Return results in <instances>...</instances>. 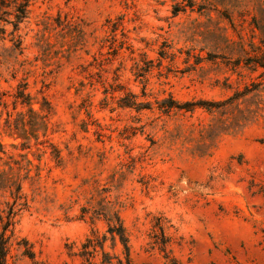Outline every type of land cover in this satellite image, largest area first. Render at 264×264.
Here are the masks:
<instances>
[{
    "label": "rangeland",
    "instance_id": "rangeland-1",
    "mask_svg": "<svg viewBox=\"0 0 264 264\" xmlns=\"http://www.w3.org/2000/svg\"><path fill=\"white\" fill-rule=\"evenodd\" d=\"M258 23L264 0H32L20 53L0 21V172L11 155L32 164L9 261H124L103 216L81 217L111 201L132 264H264ZM169 100L181 107L162 112ZM92 231L106 240L88 260Z\"/></svg>",
    "mask_w": 264,
    "mask_h": 264
},
{
    "label": "trees",
    "instance_id": "trees-1",
    "mask_svg": "<svg viewBox=\"0 0 264 264\" xmlns=\"http://www.w3.org/2000/svg\"><path fill=\"white\" fill-rule=\"evenodd\" d=\"M31 1L32 0H0V21H5L7 23L11 22L13 29L12 31H10V40L12 41L13 48L18 49L20 53L22 52V40L20 38V35L17 34V31L19 29V24L22 23L28 16V6L29 4H31ZM4 15H11L12 19L4 18ZM255 27L258 28L260 34L258 36V42L260 46L258 45L257 48H255L254 55L256 56V58H254L252 61L254 62V65L256 67L264 69V25H260V23H258L255 24ZM0 33L4 34L5 28H0ZM2 38L4 37L2 36ZM25 88L26 82L21 83V85H19L18 87V91L15 97L16 99H19L20 103L27 105L30 111H34L32 109L30 95L25 92ZM133 96L134 95L130 93L129 95H126L123 98L124 100L126 99V101L122 102V105L124 107H132L136 110H139L141 107L137 106V102L135 100H132ZM230 99L231 97L228 98L225 102ZM45 101L46 99L44 100V102ZM175 103L176 102H174V100H169V102L161 101L158 104V108L161 109L162 112H165L169 111V109L175 106L178 108L181 107L179 105H174ZM215 103L213 102L210 105H218ZM221 104L219 103V106ZM189 105H198L200 107H204L202 106L203 104L198 102L188 103V106ZM39 106V111L41 113L40 117L42 118L41 122L44 125L45 123H47V120H49L52 109L47 105V103L45 105L44 103H40ZM16 129L17 127H15V130ZM15 134H17L18 137H22L19 132H15ZM21 145H23V143H21ZM12 146L14 145L12 144ZM24 147L25 146H23V148ZM52 151L54 152L55 161L57 163L60 162L61 156L58 150L54 146H52ZM0 152L5 154L4 146L1 140ZM19 156H21L20 160L14 159L13 155L7 157V159L10 161L6 160L3 164L7 166L8 170L4 169L2 172H0V197L4 198L2 201H0V264H14V262L9 261V253L11 252V239L14 234L16 217L17 215H19L20 211L23 208H26L28 206L26 195L22 192V180L30 177L29 167L32 166V164L26 154H19ZM21 160H24L25 163L21 164ZM11 161L16 165V170H14L13 165L10 164ZM21 170H24L23 175L20 173ZM36 174L38 175V173ZM89 213H91L90 219L92 220L95 217H98L96 215H102V218L107 225V233L110 235L111 239L117 238L119 240L123 248L124 261H122V259H120L119 257L117 258V264H132L129 258L130 253L128 234L123 226L120 210L118 209V207H116L111 201H106L103 204H99V206L93 208L92 210L91 207L83 208L81 217L84 218L85 216L89 215ZM105 240L106 234L98 237L96 231H92V235L88 237L86 239V242L82 245L83 250L81 256H86V258H88L89 256L94 255L95 251L97 250V246L103 249V242ZM109 260L107 261V263L111 262Z\"/></svg>",
    "mask_w": 264,
    "mask_h": 264
}]
</instances>
